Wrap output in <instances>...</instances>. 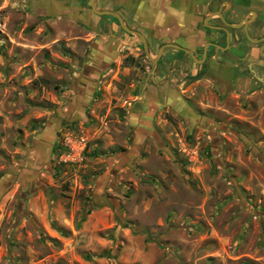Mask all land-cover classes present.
<instances>
[{
  "label": "rangeland",
  "instance_id": "rangeland-1",
  "mask_svg": "<svg viewBox=\"0 0 264 264\" xmlns=\"http://www.w3.org/2000/svg\"><path fill=\"white\" fill-rule=\"evenodd\" d=\"M195 2L94 6L154 58L214 37ZM237 37L155 70L88 0H0V264H264V52Z\"/></svg>",
  "mask_w": 264,
  "mask_h": 264
},
{
  "label": "flooded vegetation",
  "instance_id": "flooded-vegetation-1",
  "mask_svg": "<svg viewBox=\"0 0 264 264\" xmlns=\"http://www.w3.org/2000/svg\"><path fill=\"white\" fill-rule=\"evenodd\" d=\"M181 2V1H180ZM184 3V4H183ZM182 5H185V1L183 0V2H182ZM163 8H165V7H163ZM167 8V7H166ZM165 8V9H166ZM233 5H232V3H230V2H227L226 4H220V6H218V7H216L215 9H211L210 11H208V12H213V11H217L218 9H219V12L221 13V15L224 17V20L227 22V23H230V24H235V23H237V21L238 20H235L234 22L235 23H233L232 21H230L232 18H233V16H231V14L233 13ZM185 10V9H184ZM112 11V10H111ZM226 11H229V12H227V13H224V12H226ZM183 13H185V11H182L181 13H180V15L181 14H183ZM224 13V14H223ZM228 13H231L229 16H228ZM209 14V13H208ZM235 15V14H234ZM100 16H102V15H100ZM207 16V15H206ZM205 15H204V17L203 18H205L206 17ZM214 16V15H213ZM202 18V21L204 20ZM215 18H217L218 20L216 21V20H214V21H211V17L207 20V22L208 23H205L204 24V21H203V23H202V25H203V27L207 30V31H209V32H211L212 34H214V37L212 38V39H207L205 42H204V44L205 43H207V42H209V43H213L212 45H206L205 46V50L203 49V46H204V44L203 45H201V47H199V52L198 53H192V51H191V49H189L188 47H187V45L185 44V43H182L181 44V42H179L178 41V36L177 37H175V39L174 40H172V41H170V42H165V43H171V44H175V45H177V46H179L180 48H175V47H165V48H163V49H170V50H172V51H174L175 53H170V54H174V55H169V53H168V51H165V54L162 52V50H161V52H160V55H159V57L156 59V62H155V66H154V68H155V70H157L158 69V67H160L161 66V63H162V60H166V61H170V63L172 62V64L174 63H176L177 61H180V60H175L174 61V59H175V57H176V53H178V55L180 56V55H186L187 57H190V58H192L191 56H190V54L191 55H193L194 56V58H192L196 63H197V65L201 68L203 65H205V64H207L208 63V58L209 57H211L212 56V54H211V51L212 50H214V51H217L218 53L220 52V53H228L229 55H230V50H231V47L232 46H237L238 45V43H239V38L237 37V31H239V33L241 34V38L243 39V40H249L246 36H245V33H244V31H243V29H242V27L240 26V27H231V26H227V25H225L221 20H220V18L216 15L215 16ZM174 19V18H173ZM175 23L177 24V25H179L181 28L183 27H186L185 26V24L186 23H180V22H178V20H175ZM207 25H210V26H207ZM211 26H218V27H224L226 30H227V34H226V32L223 30V29H221V28H213V27H211ZM250 30H253L252 29V27H250L249 25H248V23H247V26H246V33L251 37V38H253V39H259V38H262L260 41H258L257 43H258V46H259V49H260V51H259V54H261V52H264V46L263 47H261L262 45H264V37H262L263 35L262 34H260V35H256L255 37H254V35H255V32H253L254 33V35L253 34H251L250 33ZM205 33V31L203 32V34ZM165 43H159L158 45H157V49H156V52H155V55H156V53H157V50H158V48L161 46V45H163V44H165ZM214 44H217V45H219L220 47H225L224 49H220V48H218V47H216ZM203 51H204V55L202 56V54H203ZM195 54V55H194ZM175 56V57H174ZM198 73H202V75L203 74H205V73H207V69L205 70V69H203V70H201V71H199ZM197 74V73H196ZM195 74V75H196ZM201 76V75H200ZM186 77H189V76H186Z\"/></svg>",
  "mask_w": 264,
  "mask_h": 264
},
{
  "label": "water",
  "instance_id": "water-1",
  "mask_svg": "<svg viewBox=\"0 0 264 264\" xmlns=\"http://www.w3.org/2000/svg\"><path fill=\"white\" fill-rule=\"evenodd\" d=\"M88 4H89L91 10H92L93 12H95L97 15H108V16H112V17H114V18L116 19L117 23L119 24V26H120L123 30H125L127 33L134 34V35L139 39V41H140V43H141V46H142V50H143V52H144V55H145V56L151 61V63L153 64V66H155L156 59L159 57L160 52H161V49H162L163 47H170V46H171V47H175V48H180L179 46H177V45H175V44L165 43V44L161 45V46L158 48L157 53H156V55L154 56V58H151L150 53L148 52L146 39H145V37H144V35H143L142 33L138 32V31H135V30H133V29H131V28H129V27H126V26L124 25V23H123L122 18L120 17V15H119L117 12H115V11H111V10H107V9L97 10V9L95 8V6H94V0H88ZM212 15H217V16L220 18V20H221L225 25H227V26H231V27H240V26H241L242 29H243V31H244V33H245V36H246L250 41L258 42V41H260V40L262 39V38H259V39H253V38H251V37L246 33V26H247V23H248L250 17H252V15H253V11H250V17H249V18L243 17V18H241L239 21H237V23H235V24L227 23V22L224 20V18H223V16L221 15V13L219 12V10H217V11H213V12H210V13L204 18V20H203V21H204V24H205V20H206V19H209ZM207 26H210V25H207ZM211 27H213V28H221V29H223V30L226 32V34H227V30H226L224 27H218V26H211ZM212 44H213V43H209V42L205 43L204 46H203V49L205 50V46H206V45H212ZM214 45H215L216 47L220 48V49H224V48H225V47H220V46L217 45V44H214ZM263 46H264V45H262L261 47H263ZM203 55H204V51H203L202 56H203ZM190 56H191L192 58H194L193 55L190 54ZM194 59H195V58H194ZM200 75H202V73H197L196 75L189 76V77H185V78H186V79H192V80H193V79H197V78H199Z\"/></svg>",
  "mask_w": 264,
  "mask_h": 264
},
{
  "label": "crops",
  "instance_id": "crops-1",
  "mask_svg": "<svg viewBox=\"0 0 264 264\" xmlns=\"http://www.w3.org/2000/svg\"><path fill=\"white\" fill-rule=\"evenodd\" d=\"M174 2H177L179 5H181L182 4V2H183V0H173ZM181 1V2H180ZM185 1V6L188 8L189 6H190V3H191V0H184ZM194 0H192V2H193ZM213 1V3H218L219 5L220 4H226L227 2H230V3H232V5H233V13L234 14H241V16L242 17H240L239 18V20L241 19V18H243V17H246V18H249L250 17V11H253V15H252V17H250V19H249V21H248V25L250 26V27H252V29H253V31L255 32V34L257 33V35H260V34H262L263 36L262 37H264V31L262 32V30H264V19L262 18V15L264 14L263 13V9H264V6H263V1L262 0H245L247 3H245V6H246V8H245V10H244V12H239L238 10H239V2H238V0H212ZM242 1H244V0H240V2H242ZM121 2V0H118V3L117 4H121L120 3ZM198 2H199V4L201 3V5H203V3L205 2V0H197V2H195V3H193L192 5H191V7L192 8H194V9H196L197 7H198ZM113 3V2H112ZM184 4V3H183ZM187 4H188V6H187ZM174 5H177V4H174ZM179 5H177V6H179ZM197 5V6H196ZM170 7H172L173 5H169ZM173 8H175V9H179V7H175V6H173L172 7V9ZM183 9H184V7H183V5H182V11H183ZM186 9V8H185ZM219 10V9H218ZM181 10H174L173 9V12L171 13V15L172 16H174V15H176V14H180L181 12H182ZM227 12H229V11H226V12H224V13H227ZM210 13V12H209ZM223 13V14H224ZM224 18V17H223ZM238 20V21H239ZM192 21V20H191ZM255 22V23H254ZM254 23V24H253ZM259 26H260V28H259ZM259 32H261V33H259ZM254 37H255V35H254ZM226 68V67H225ZM214 82V85L216 86V88L218 89V90H221V88H222V86H217L216 84H215V81H213Z\"/></svg>",
  "mask_w": 264,
  "mask_h": 264
}]
</instances>
